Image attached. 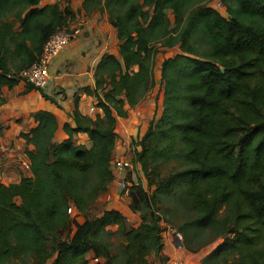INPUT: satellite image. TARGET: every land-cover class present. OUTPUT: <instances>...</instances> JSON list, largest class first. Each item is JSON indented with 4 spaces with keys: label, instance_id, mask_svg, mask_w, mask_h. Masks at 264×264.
<instances>
[{
    "label": "trees",
    "instance_id": "16d2710c",
    "mask_svg": "<svg viewBox=\"0 0 264 264\" xmlns=\"http://www.w3.org/2000/svg\"><path fill=\"white\" fill-rule=\"evenodd\" d=\"M203 1L83 0L85 12L108 14L119 39L118 54L100 59L95 86L83 88L103 114L75 108L61 141L52 111L32 114L36 125L20 134L34 146L26 149L31 175L0 180V264L24 255L32 264H89V255L97 264H151L165 246L163 214L175 225L179 209L188 211L175 225L185 249L216 243L201 264H264V0H222L226 10ZM41 2L0 0V86L22 81L19 73L75 17L69 4ZM176 47L160 63L162 113L133 142L146 179L128 184L139 224L114 208L91 215L116 178L118 117L154 86L157 55ZM80 133L90 147L74 139ZM170 162L179 167L167 170ZM166 201L174 208H162Z\"/></svg>",
    "mask_w": 264,
    "mask_h": 264
},
{
    "label": "crops",
    "instance_id": "0c3cea01",
    "mask_svg": "<svg viewBox=\"0 0 264 264\" xmlns=\"http://www.w3.org/2000/svg\"><path fill=\"white\" fill-rule=\"evenodd\" d=\"M61 1L42 0L39 6L59 3L64 8L69 4L75 13V17L70 18L66 28L81 25L83 26V33L72 40L63 52L50 63L47 85L28 91L24 80L12 88L0 86V127L2 131L0 136V180L5 184L19 182L23 177L31 175V171L21 167V160L27 158L26 149L32 150L34 146L26 145L20 134L36 125L32 116L34 112L39 109H47L57 116L59 129L56 138L58 141L68 138L63 125L65 122L73 123L75 108L91 117H95L97 113L103 114L102 109L95 106L96 97L84 92L83 88L95 86V71L104 54H118L117 31L109 22V16L106 12H85L82 8L83 0H75L79 1L76 6L74 0H70V2L68 0ZM158 86L154 78V86L147 93L155 95L154 98L152 95L151 101L147 102L146 94L137 105L128 108L129 113L126 117H118L115 129L118 136L114 158L128 160L129 147L131 146V155H133V142L146 132L152 119L160 117L164 91L162 80L161 91ZM158 93L161 94L157 99L159 108L156 109L155 98ZM74 139L89 147L92 145L87 134H77ZM130 159L132 161V157ZM113 169L116 175L115 180L109 184L108 191L97 200L99 202L106 198L105 205L96 213L92 211V206L90 213L91 215H101L105 209H118L127 217H130L131 213L134 214L137 218V226L140 217L131 211L129 207L131 198L129 193L122 188V183L130 184L132 180L135 183L141 181L146 184V179L135 164L131 168L118 170L113 167ZM123 170H129L125 173V177L122 174ZM126 179L128 180L126 181ZM77 219L79 222H84L85 217L79 216ZM117 227V225H111L109 229L116 230ZM165 246H168V243H165ZM164 251L170 257L175 254L172 249L167 248ZM90 256L92 255L88 257Z\"/></svg>",
    "mask_w": 264,
    "mask_h": 264
},
{
    "label": "rangeland",
    "instance_id": "374dc122",
    "mask_svg": "<svg viewBox=\"0 0 264 264\" xmlns=\"http://www.w3.org/2000/svg\"><path fill=\"white\" fill-rule=\"evenodd\" d=\"M61 2H63V0ZM203 3L210 4V5H215V6L219 7V8H221L222 10H226L225 5L222 3V0H204ZM74 4H75V6L78 5L79 1H75ZM223 13H225V15L227 14L224 11H223ZM169 15L172 17V13L171 12H169ZM179 51H180V49L178 47H176V48H172V49H165L163 52L158 54L157 59H156V68H155L156 71H157V74L155 75V81H156V84L159 85L158 88L161 87L160 63L163 61V59L165 57L174 55L175 53H177ZM159 90L161 91L162 88H160ZM160 94L161 93H158L156 95V98H155V100H156V109L159 108L157 99L159 98ZM152 95L153 94H147V100H148L147 102L151 101ZM154 96L155 95H153V98H154ZM162 97H163V95H162ZM162 100H163V98H162ZM129 148H130V151H129L128 160L131 161V159H130L132 157V155H131L132 154L131 153L132 152L131 151V146ZM22 160H24V159H22ZM22 160H21V167L24 169V167L22 166ZM131 162L133 163V161H131ZM133 165H134V163H133ZM113 167H114V165H113ZM175 167L177 168V167H179V165L176 162H170L166 166V169L169 170V169H173ZM128 171L129 170H123L122 171V174H123L124 177L126 176L125 173L128 172ZM127 180L128 179H126V181ZM105 200H106V198H103L102 200L97 202V204H94L92 211L94 213H96L97 211L102 209L103 206L105 205ZM163 207L166 208V209H169V210L174 208L173 203L170 202V201H166L165 204H163L162 208ZM179 211H180V213L176 214V216H175V220L177 221L176 222L177 224L175 223V225H180V223L183 220L184 215L188 212L185 209H179ZM161 213H162V211H161ZM163 215L164 216L166 215V218H165L164 222L162 223L163 227H165V232H163L164 245H165V243H168V246H164V250L167 249V248L168 249H172L175 254H172L171 257L168 256V259H166L164 257H167V255L165 254V251L163 250L161 257H156L154 254H152L149 257L150 263L151 264H171L172 262L177 261L178 264H201V258L203 257V255H205L207 252H209L211 249H213V247L216 245V243L210 244L208 246H205L202 250H200L199 252H196V253L188 251L187 249L184 248V246H183V249H175V247L173 245V240H174L173 233L168 230V226H170V228H173V229H178V227L175 226L174 224L168 222L167 218L168 219L169 218L173 219L172 218V214L170 212H168L166 214H163ZM127 218H128L129 225L136 226L137 218H135L134 214L131 213L130 217H127ZM65 235H66V233L63 234V236H65ZM169 239H170V242H168ZM112 240L115 241V248H116V246L118 244V240L116 238H114V237H112ZM91 258L92 257L90 256L89 257V264H95L94 262H92ZM33 262H34V260H33V258L31 256L24 255V256H22L20 258L11 257L10 259L7 260L6 264H32Z\"/></svg>",
    "mask_w": 264,
    "mask_h": 264
},
{
    "label": "built area",
    "instance_id": "2783aa9c",
    "mask_svg": "<svg viewBox=\"0 0 264 264\" xmlns=\"http://www.w3.org/2000/svg\"><path fill=\"white\" fill-rule=\"evenodd\" d=\"M83 33V26L78 25L73 28H59L57 29L47 40L44 45V49L42 54L39 56L38 60L34 62L30 67L22 70L19 73L20 78L24 81L30 82L34 84L36 87L42 88L47 85V81L49 79V65L50 63L57 58L63 50L68 46V44L78 38ZM113 165L115 169L122 170L125 168L133 167V163L129 160L114 158ZM22 166L25 170L30 169V163L27 158L22 160ZM122 188L129 192L128 183L123 182ZM74 207L71 206L68 209L69 213H73ZM168 230L173 233V245L176 249L183 248V234L176 229L170 228L168 226ZM165 232V231H164ZM92 262L95 264L101 261L98 257H92ZM171 264H178L177 261L172 262Z\"/></svg>",
    "mask_w": 264,
    "mask_h": 264
}]
</instances>
